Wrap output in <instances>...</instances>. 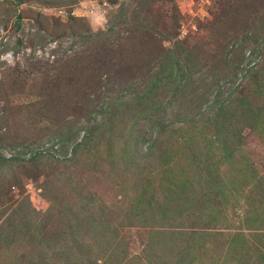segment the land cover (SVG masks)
<instances>
[{"label":"rangeland","instance_id":"obj_1","mask_svg":"<svg viewBox=\"0 0 264 264\" xmlns=\"http://www.w3.org/2000/svg\"><path fill=\"white\" fill-rule=\"evenodd\" d=\"M221 104L264 111V0H0V264H62L57 248L79 249L65 217L88 199L95 226L80 221L76 240L100 261L111 254L105 264L180 253L188 264H264V114L253 129L229 124L239 143L215 173L223 192L173 157L168 168L142 155L154 139L179 142L182 118L196 124L177 154L201 147L213 112L230 122ZM162 115L172 124L160 131ZM54 142L57 154L27 158ZM28 217L29 231L46 222L38 236L52 247L16 238Z\"/></svg>","mask_w":264,"mask_h":264},{"label":"trees","instance_id":"obj_2","mask_svg":"<svg viewBox=\"0 0 264 264\" xmlns=\"http://www.w3.org/2000/svg\"><path fill=\"white\" fill-rule=\"evenodd\" d=\"M16 26H17V23H16ZM168 53H172V50L171 49H168L166 55ZM165 55V56H166ZM172 64V60H168L167 61V67H169L168 69V73L166 74H170V71H171V66ZM160 69H157V72H159ZM152 78L154 79L152 82ZM158 78H161V77H158ZM158 78L156 79L153 76L150 77V79H148L147 81V84L149 82H151V84H148L147 86H156L157 85V82H158ZM168 78V77H167ZM167 80V79H166ZM185 81V80H184ZM161 85H166V83L162 82ZM161 85H159L158 87L160 88ZM144 96V95H143ZM142 95L139 96L138 99H143V101H140L138 100V102L136 103L138 105V107H142V109H145L146 107L149 106V103L147 102V97H143ZM137 99V98H136ZM153 99V98H152ZM148 101H152L151 98L148 99ZM161 108H162V105L161 104H158ZM166 105V103H165ZM221 108L223 109V111H217V112H220V114L226 116L227 118V115L224 113L225 110L228 111V119L230 120L229 123H227V120H226V123L224 121L222 122H219L217 118L219 116L218 113L213 112L210 116V127H211V131H212V134H210V136H208L205 141L203 142V145L201 147H195V148H191L190 149V153L186 154V155H181V154H177L178 153V148L176 147H180L181 145L182 146H185L183 145L181 142H184V139L186 137H191L188 133H187V129L185 128V125H187L189 122L193 123V124H196L194 123V118L191 117V118H182V120H180V122L182 124H184V126H177L179 128H177V130H173L171 128V131L172 133L174 131H177L175 133V136L177 137H180L178 138L179 139V142L177 140V138L173 139V141L171 142H168V141H164L162 144H161V140L160 142L158 141V145L157 147L154 146V143H156L157 141L154 139L150 142H148L147 144V149H146V152L144 154H142L144 157H150L152 156L153 154H157V157L159 158V162L160 164L162 165H166V167L169 168L170 164H171V160L174 158L176 159V162H179L180 161L184 164V169L186 171H192L196 174V180L198 181V179H203L205 180V182L207 183L206 186H204V189H206L207 191H209L210 189L212 188H215V187H219L221 188L220 189V192H223V186L221 187L220 184H221V181L219 179H217V176H216V170L218 168V164H221L223 162H226L228 160V158L232 155V151L234 149H236V146L235 145H231L230 143H233L234 141L239 143V140L237 138H239V132L238 130H236L235 128H232L230 126V128H228L229 124L233 121V122H243L241 125H244V126H248L249 124V127L251 129H253V124H259L261 123L260 120L263 119L261 118L259 120V118L261 116H263L264 114V111H260L259 109H255V108H246V110H243V111H236V108L235 107H231V105H224L221 104ZM154 111H151L150 114H153L156 115V116H159L160 115V111L158 110V107L156 108V106H154ZM141 111H144V110H141ZM100 113V112H99ZM203 112H197V114L201 115ZM116 114L113 113L112 116L111 115H108L107 118H111L113 116H115ZM231 115V116H230ZM160 119H162V121H160L159 123V127L158 129H160V131L166 129L167 127H170L172 123L170 122H163L165 121L164 119V116H160ZM159 119V120H160ZM157 121V120H155ZM219 123H223L222 126H219ZM158 124V123H157ZM203 133H205L203 131ZM200 132L199 131H193V136L195 135H199ZM204 137H206V134L204 135ZM55 140H56V136L53 137ZM193 138V137H191ZM58 140V138H57ZM84 143V141H83ZM82 144V143H81ZM80 142H77L75 143V145H73L71 147V153H74L77 148L81 145ZM39 145V144H38ZM54 147V148H53ZM52 153H55L56 151V154H57V144L56 142L52 143V144H49L48 147H45L43 148L42 145L38 146V149H35L34 151H30L31 153L29 154V156L27 157L28 159H33L35 156H39V155H47L48 154V150ZM32 150V149H31ZM128 150L125 149L124 153L126 155ZM42 153V154H40ZM173 157V158H172ZM157 158V159H158ZM173 159V160H174ZM209 184V185H208ZM211 184H213V186H211ZM143 193H146V188H143ZM215 192V191H214ZM142 195V193H140ZM201 200H203V205H208V200L204 197L202 198ZM146 201V205H150L151 202H152V197L148 198ZM90 200L88 199V201H85L82 205H80L79 207V210L84 213L80 214L79 217L77 218V213H74V212H70L66 217V221L67 222H70L72 217L75 218V223L73 224V227H71V230L68 232L70 233L69 236H73L74 240H75V244L76 246L79 248V249H73L72 247V251L75 252L73 254H67L66 251H64L66 248H68L70 250V248L68 246H62L60 248H57V251H56V256H58L57 258H63L64 259V262H62V264H97L101 258H96V256H102L101 254H98L95 256V254L97 253H103V251L99 250L100 252H97L98 248L95 247L93 244H85L87 245L88 249L87 251L86 250H83L84 247H81L83 246L80 242H78L76 239L79 236V222L83 225V227L85 226V228H88L89 231L91 232L93 229V227L95 226V223H93V218L91 219L90 214L89 213V210H90ZM48 210H46L45 212H47ZM36 212V210H35ZM43 212V213H45ZM58 213V212H57ZM65 212H63L61 214V216L63 214H65ZM43 215V214H42ZM50 215V214H48ZM57 216V215H56ZM50 217V216H48ZM59 218H61L59 216ZM105 219L101 221H99L100 225H101V229H102L104 232H107L108 234V230L111 226L108 218L104 217ZM31 219L28 217V220L25 224V227L24 228H21L20 230V233L16 235V238L18 240H21L22 242H31V241H35L36 242V246L37 248H39V250L41 251V246H46V247H49L51 246L49 243L50 241L48 239H44V238H41V236H38V232L41 231L44 227H45V224L46 222H43V219H40L38 220L36 223L34 222V225H35V228H34V231H29V225H30V221ZM43 222V224H42ZM109 222V223H108ZM10 225H11V222H10ZM40 227H41V230H40ZM17 230H19V226L16 227ZM110 229H113V227H111ZM17 230H14L15 233L18 232ZM27 234V237L24 239V235ZM44 239V240H43ZM47 240V242H46ZM10 241H4V244L5 246H9V243ZM42 242V245L39 246V244ZM9 243V244H8ZM59 244V243H57ZM39 246V247H38ZM52 247V246H51ZM90 248H91V253H90ZM63 249V250H62ZM89 251V252H88ZM88 252V254H87ZM65 254V255H64ZM181 254V253H180ZM178 254V257L176 256V258H174V261L172 263H168L167 261H164L162 264H188L186 262V260L184 259V257L186 256V253L180 255ZM77 257V258H76ZM104 258L107 259V258H112V255L111 254H105L104 255ZM105 259H102V261H100V263L102 264H105ZM147 263L149 264V261H148V258H145ZM151 264V262H150ZM160 264V263H159Z\"/></svg>","mask_w":264,"mask_h":264}]
</instances>
